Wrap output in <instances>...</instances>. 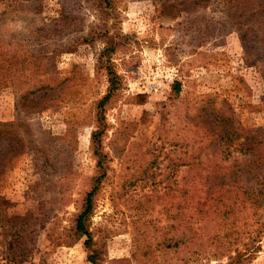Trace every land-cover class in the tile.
<instances>
[{
  "label": "rangeland",
  "instance_id": "1",
  "mask_svg": "<svg viewBox=\"0 0 264 264\" xmlns=\"http://www.w3.org/2000/svg\"><path fill=\"white\" fill-rule=\"evenodd\" d=\"M0 39L52 86L0 85V124H16L0 142V264H93L76 220L102 174L96 264H233L250 247L246 264H264V203L199 227L177 185L217 149L231 164L264 142V0H0Z\"/></svg>",
  "mask_w": 264,
  "mask_h": 264
},
{
  "label": "trees",
  "instance_id": "2",
  "mask_svg": "<svg viewBox=\"0 0 264 264\" xmlns=\"http://www.w3.org/2000/svg\"><path fill=\"white\" fill-rule=\"evenodd\" d=\"M20 47L21 45L18 44L13 49L6 41L0 39V85L25 89L18 85L24 78L31 85L27 87L26 91H22L26 92L23 97L40 91H50L52 88L51 84L47 83L46 78L39 79L38 76L40 73L45 76L46 65L34 63V60H28L29 63H26L23 60L24 57L20 54ZM263 50L264 48L261 49V53H264ZM17 80L18 84L16 83ZM176 90L179 93L180 88L177 87ZM111 94L105 96L99 102V114L109 101ZM15 125L14 123L0 124V142L4 131L12 129ZM258 131H264V129L260 128ZM101 138L102 131L98 129L93 133V146L98 155L101 154L99 151L101 149ZM259 144H264V142L261 140ZM259 144L256 143L255 146L246 144V147H242V151L245 156L247 155V158L251 155L249 161L238 158L234 163L228 164L224 159L219 157L218 154L221 150L217 149L214 153L216 161L192 167L187 166L180 171L184 174L182 182L177 184L182 199L180 208H191V217L195 218L196 224L199 227H207L210 224L213 227H221L226 221V215L231 211L233 212L235 208H240L241 206L244 208L252 207L257 211V206L264 203V167L261 164ZM101 157H103L102 154ZM99 166L102 169L104 168L101 160ZM193 176H196L198 179L193 178ZM104 177L105 174H102V176L94 179L93 186L86 196L83 209L76 220L77 231L86 234L89 238L86 246L90 251L89 261L93 264H96V251L92 250L93 239L86 224L94 209V196L99 191ZM233 185H237L235 190L232 189ZM196 191L198 193L197 196H189V192L194 193ZM192 209L195 210L193 211ZM184 212H182L180 224L184 226L185 223H188L187 227H189L190 219L185 218ZM261 233H264V223L257 232L259 235ZM208 236V241L210 242L211 240H220L221 244L219 248L221 251L226 248L227 241H223L225 236H222L221 231H215L212 235ZM254 252L255 250L250 247L246 249L245 253H238L235 257L230 256L234 260L233 264H246L252 260Z\"/></svg>",
  "mask_w": 264,
  "mask_h": 264
}]
</instances>
